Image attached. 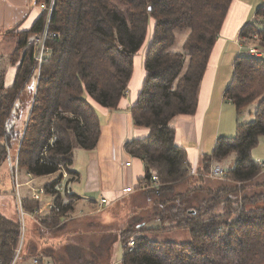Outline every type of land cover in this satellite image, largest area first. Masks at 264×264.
Here are the masks:
<instances>
[{
	"label": "trees",
	"instance_id": "1",
	"mask_svg": "<svg viewBox=\"0 0 264 264\" xmlns=\"http://www.w3.org/2000/svg\"><path fill=\"white\" fill-rule=\"evenodd\" d=\"M37 2L50 4L52 0ZM232 3L55 0L50 30L59 36L50 42L53 52L42 65L37 82L34 50L28 41L43 29L48 14L39 16L27 30L14 27L6 32L16 42L10 55L16 73L12 85L6 87L0 56V170L9 155L19 150L20 175L54 176L62 165L70 174L67 180L72 181L76 174L71 168L74 149H94L101 137L96 105L119 110L134 75L135 59L143 53L145 78L131 113L135 125L149 133L127 142L125 150L144 160L146 175L139 182L150 181L156 174L161 183L141 191L146 198L155 196L154 204L160 208L154 214L160 221L157 229L189 230L190 241L151 242L142 222L139 228L123 232L122 264H264V189L243 195L249 183L264 175L263 162L253 156L264 135V57L236 58L225 96L234 103L237 115L257 102L255 118L247 123L238 120L236 135L220 137L211 154H204L198 170L178 144V132L172 126L175 117L197 111L200 87ZM258 20L264 22V5L257 9L256 19L243 26L240 40L244 44L247 37L250 46L264 48V28L258 26ZM186 29L190 32L183 51L172 50L176 31ZM30 91L29 120L19 129L16 117ZM232 154L234 166L225 169L229 182L214 184L208 172ZM63 181L59 174L44 188L65 213L75 209L79 197L65 186L63 192L57 191ZM184 185L187 189L181 188ZM260 186L264 188V183ZM197 193L204 195L199 198L194 196ZM65 198L68 204L63 203ZM42 204L28 196L24 209L32 212ZM221 206L223 213L217 212ZM62 216H39L40 228L36 226L35 234L43 238L50 230L60 232L68 225L61 223ZM19 232L18 213L14 218L0 211V264L11 263ZM132 237L135 248L129 251L127 243ZM111 246L108 242V247L95 244L89 248L70 238L64 246L40 248L37 242L25 240L21 260L37 257L43 261L49 255L58 264H111Z\"/></svg>",
	"mask_w": 264,
	"mask_h": 264
},
{
	"label": "crops",
	"instance_id": "2",
	"mask_svg": "<svg viewBox=\"0 0 264 264\" xmlns=\"http://www.w3.org/2000/svg\"><path fill=\"white\" fill-rule=\"evenodd\" d=\"M263 2L264 0H233L222 31L218 36L214 51L210 57L209 65L200 87L199 103L196 113L193 115L181 114L180 116L175 117L172 121V126H174L178 132L177 142L181 147L187 150L188 158L193 165L194 170H198L199 167H202V158L204 154L212 152L211 150L214 148L216 141L221 136L220 132L223 127H225L227 132L231 133H228L226 136L233 137L234 135L232 134L236 133L238 127L236 107L234 103L227 99L225 93L233 79L235 71L234 62L236 58L241 55L240 53L243 49L248 54L247 48L240 40V32L243 26L246 24L248 25V23H251L256 19V16H253V12L258 6H261ZM36 11L37 12L32 13L29 10L22 21H19L21 22L19 25H16L18 21L15 18L12 19L13 23H10L8 26L10 28L18 27L22 30L31 28L40 16V10L37 8ZM3 17V14H1L0 19H3ZM3 24L1 26H3ZM10 28L8 30H10ZM136 58L138 62L142 63L139 67L141 68V71L137 74V72L135 73L134 68V75L132 76L128 93L122 100L119 110H110L100 105L98 106V104L96 105L97 113L99 115L98 118H100L101 122V137L97 147L94 148L95 150L93 149L96 151L94 154L95 158H93V160L91 158L88 159L89 161L91 160L94 162V169L89 168V178L87 179L86 187L84 189L86 193L79 194L74 192L73 189L71 191L79 197V202L75 205V212L83 211L86 214L84 210L85 207L91 209V207L94 206L96 209V205L99 202L98 200L102 196L108 200V207H110L111 204V206H113L120 198L128 195L124 191L126 187L138 184L139 180L143 179L146 175L145 164L142 159H139L141 161L139 163V161L136 160L138 158L134 157V160L132 155H129L125 150L127 142L137 138H145L149 133L148 129L135 125L131 113V107L136 103L145 78V71L143 69V53ZM11 65L13 66V73H10L8 70L9 68L6 69L4 67L6 65H3L6 70V79L7 77L10 79L5 80L6 87L12 85L16 73V66L13 64ZM232 119L235 121V128L231 125ZM254 158L259 161L257 156H254ZM127 161H132L131 166L126 165ZM72 164L71 168L73 169L76 164ZM75 172L76 174L73 176L72 181L80 182L81 179L84 180V176L82 177L80 172ZM8 177L10 178H8L7 182H5L4 187L6 188L4 189H6L7 193H12L14 197L13 202L15 203L14 207H16V210H14L15 212L13 217L15 218L18 210L14 178L13 175H8ZM18 177L19 181L20 178L25 179V181H21L22 183H26L29 180V177L26 178L27 176H25V174L23 175L22 172ZM51 177L52 176L35 177V179L38 180ZM90 180H97L100 184L101 193L96 197L95 195L90 196L91 193L97 192L95 191L94 186L89 185ZM24 186L21 189V193L23 195H28L30 190H24ZM3 191L0 190V192ZM3 199L4 197H1L0 201H3ZM64 200H66V198ZM85 202L86 204L82 205V203ZM87 202H89V204ZM2 206V202H0L1 213L8 216L2 212ZM35 223H38L35 219L31 217L26 218L25 240H27V242L33 239L30 236L32 232H34L33 235L37 236L34 231ZM62 223L64 224V222ZM60 233L61 236H64L69 232L60 231L59 234ZM51 236L57 235L51 233ZM68 239L69 238L66 240ZM66 240L64 242H66ZM54 246H57V244L55 245V242ZM45 259H48L52 262V264H58L49 255H47ZM31 260L32 258L28 259L26 263L22 261L20 264H30ZM119 264H122V257Z\"/></svg>",
	"mask_w": 264,
	"mask_h": 264
},
{
	"label": "rangeland",
	"instance_id": "3",
	"mask_svg": "<svg viewBox=\"0 0 264 264\" xmlns=\"http://www.w3.org/2000/svg\"><path fill=\"white\" fill-rule=\"evenodd\" d=\"M256 1V0H255ZM45 2H37V0H0V15L3 14V19H0V55H1V63L2 66H4L6 69L9 68V72L11 73L13 71V66L10 64L9 58L11 55V52H13L16 42L13 38V34H9V36H6L5 33L9 30V24L13 23L12 19H15L18 21L16 25H19V21H22V19L27 15L28 11L30 10L32 13L37 12V8L39 9L40 4ZM264 5V2L261 4ZM259 8V6L254 10L253 16H256V11ZM44 14V13H43ZM40 12V16L43 15ZM4 23V24H3ZM3 24V26H1ZM258 26L260 28H264V22L262 20H258ZM10 28V32H11ZM8 30V31H7ZM13 30V29H12ZM190 30H178L176 31V42L174 46L172 47V50L174 51H183V44L185 43ZM227 53V51H226ZM241 55H248L247 52L243 49L240 53ZM23 57V52H20V59ZM135 73L141 71L140 65H142L141 62H138L137 58L135 59ZM13 73V72H12ZM12 75V74H11ZM9 79V77H7ZM10 80V79H9ZM28 83L27 85H29ZM30 94V96H29ZM28 95L24 96V102H23V111L20 114V116L16 117V124L19 129H22L26 123L27 120H29V109H31L30 104L33 103L32 93L29 92ZM29 99V100H27ZM28 102V103H27ZM235 108V107H234ZM257 110V102L251 104L250 106L246 107L240 115H238V120L240 123H247L251 122L255 118V112ZM28 118V119H27ZM27 119V120H26ZM228 122V121H227ZM231 125L234 127L235 121L232 119ZM235 128V127H234ZM227 129V127H226ZM235 131V130H234ZM231 134L230 132H227L225 130V127L222 128L220 132V137H230L226 136L227 134ZM235 133V132H234ZM236 134V133H235ZM235 134H232L235 136ZM232 137V136H231ZM211 148V147H210ZM209 148V149H210ZM95 150V149H94ZM93 149H85L82 147H76L74 149L73 154V163L76 164V166L73 168L75 171L80 172L82 177L84 176V180L81 179L80 182L77 181H70L63 178V184L65 187H67L68 191L71 192L72 189L74 192L79 194H84L86 191L84 190L86 187L87 179L89 178L90 170L89 168L94 169V162L88 159L95 158L94 154L96 151ZM213 151V149L211 150ZM254 156H257V159H259V162H264V135L260 136L259 142L257 146L253 149ZM19 150L15 153H11L9 155V159L2 165L1 171H0V190L3 191L5 186V182H7L8 175H13L14 173V166L13 162L18 158ZM209 154V153H207ZM211 154V153H210ZM132 158L135 160V158L132 156ZM141 162L139 159H136ZM235 161V155H230L226 157L223 162H221V166L224 167L227 171L233 168ZM258 161V160H257ZM138 163V162H137ZM10 165V169H9ZM73 165V164H72ZM143 170V168H142ZM141 170V171H142ZM20 172V171H19ZM60 173H57L56 175L52 176L51 178H44V179H35L33 181V185L36 187L44 186L45 183L48 181L55 180L57 176ZM210 180L214 181V184H217V182H223L224 180L215 179L209 177ZM20 181H25V179H21ZM226 182H229L226 180ZM264 183V175L262 178L254 180L253 182L248 184V188L245 192H243V195L247 194H253L257 191H262L261 189H264L260 185H263ZM191 184H194V181L191 182ZM204 184V183H202ZM90 186H94L95 193H91L90 196L95 197L101 193L100 190V184L97 182V180H90L89 181ZM186 185V184H185ZM181 186V188L187 189V186ZM246 187V186H245ZM29 190V187L27 185L24 186V190ZM204 194L197 193L194 196L201 197ZM242 195V196H243ZM4 197L2 202V212L4 214H7L10 217H13L14 210H16L14 197L12 193H7L6 189H4L3 192H0V198ZM94 199V198H93ZM155 196H152V198L148 197L146 198L143 195V192L136 191L135 193L125 195L124 197L120 198L116 204L113 206L110 205L108 208H104L103 210L96 211L95 207L92 206L91 209H88L87 207L84 208L86 214L82 217L76 218L74 220L65 222L68 223L65 228H63L62 231H68L69 233L67 235L61 236V233H56L57 236H51V232L49 231V234L45 235L43 238H39L32 232L30 235L34 242H37L40 248L48 247V246H54L55 245H62L64 246L68 240L67 238L74 239L76 242H79L83 244V246L87 245L89 248H94L95 244L96 246H102L108 247V242L112 243V246L110 247V261L111 264H119L122 253H123V245H122V238L124 237L123 233L126 230H135L136 228H139L137 226H140L142 222L145 223V227L148 229V233L146 232L145 235L151 240L154 241H174L178 243L190 241V232L189 230L185 229H177V228H169L168 230H159L157 229L160 226V221L155 219L154 214H156V210L160 211V208H156L154 201ZM196 198L193 199V201L196 203ZM79 202V201H77ZM14 203V205H13ZM89 204V202H87ZM86 204L85 203H82ZM225 210H223V207L221 206L217 212L223 213ZM146 220V221H145ZM28 226V225H27ZM40 228V226L35 223L34 231L37 230V227ZM36 228V229H35ZM154 229V230H153ZM128 232V231H127ZM140 232V231H139ZM137 232L139 235L140 233ZM61 237V238H60ZM66 240V242H64ZM109 249V248H108ZM89 255H92L89 253ZM112 259V260H111ZM28 259L24 260L26 263ZM22 263V260L17 264Z\"/></svg>",
	"mask_w": 264,
	"mask_h": 264
},
{
	"label": "built area",
	"instance_id": "4",
	"mask_svg": "<svg viewBox=\"0 0 264 264\" xmlns=\"http://www.w3.org/2000/svg\"><path fill=\"white\" fill-rule=\"evenodd\" d=\"M54 5H55V0H52L50 4L47 3H42L39 6V10L41 14L47 13V21L43 29L39 33H35L32 35L28 41V44L33 47V59L35 62L34 65V72L36 75V82L39 81L40 77V71L42 68V65L50 58L53 52V48L50 45V42L53 41L55 38H57L59 35L57 33H52L50 30V22H51V16L54 10ZM254 38H258L257 35H254ZM249 38L245 37L244 38V46L247 48L248 51V56H254V57H264V48L261 47H256V46H250L248 44ZM248 44V45H247ZM54 138L50 140V143L53 144ZM47 148H45L44 154H47ZM142 159V158H141ZM144 162V160H142ZM132 161H127L126 165L131 166ZM14 166V173H13V178H14V187H15V193H16V198H17V210L19 213V223H20V236L18 239V242L15 246V251L13 258L11 260L10 264H17L22 255L23 247L25 244V230H26V218L31 217L35 219L39 223L38 217H48L51 215H59L63 214L61 217V223L62 222H68L71 220H74L76 218H80L85 215L83 211H78L75 212L74 209H70L68 212L63 213L62 207L60 205H57L53 195L48 194L46 188L44 186L36 187L33 185V181L35 180V177L28 173L27 176H29V180L26 183H22L19 181V164H18V158L14 160L13 165ZM262 166L264 167V164L262 163ZM58 172L62 175V178L68 179L70 178V174L66 170V168L62 165L59 166ZM208 177L211 178H216L220 180H227V174L226 170L220 166V165H214L211 170L207 174ZM27 185L29 187V194L28 195H23L21 193V189L23 186ZM161 186V183L157 177L156 174H153V177L150 181L143 180L138 182V184L133 185V186H128L124 189L126 194H132L135 193L136 191H146L151 188H156ZM57 191L63 192L64 191V185H59L57 187ZM30 197V199L34 201H41L43 204L38 210H33L32 212L26 211L24 209V203L26 197ZM97 203V208L96 211H101L104 208H107L109 206V202L105 197H101ZM70 201L68 199L64 200V204H68ZM127 246L129 248V251H133L135 248V238L132 237L128 241ZM30 264H52L48 259H44L41 261L39 258L34 257L32 258Z\"/></svg>",
	"mask_w": 264,
	"mask_h": 264
}]
</instances>
